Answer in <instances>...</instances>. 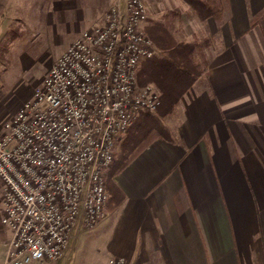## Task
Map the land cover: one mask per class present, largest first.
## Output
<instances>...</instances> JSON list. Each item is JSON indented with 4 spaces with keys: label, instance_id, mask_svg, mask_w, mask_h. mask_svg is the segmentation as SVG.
Here are the masks:
<instances>
[{
    "label": "crops",
    "instance_id": "crops-1",
    "mask_svg": "<svg viewBox=\"0 0 264 264\" xmlns=\"http://www.w3.org/2000/svg\"><path fill=\"white\" fill-rule=\"evenodd\" d=\"M263 10L264 0H228L201 75L162 119L171 138L140 114L118 146L117 157L146 131L114 175L121 202L48 264H68L89 237L100 264H264V18L251 23Z\"/></svg>",
    "mask_w": 264,
    "mask_h": 264
},
{
    "label": "built area",
    "instance_id": "built-area-1",
    "mask_svg": "<svg viewBox=\"0 0 264 264\" xmlns=\"http://www.w3.org/2000/svg\"><path fill=\"white\" fill-rule=\"evenodd\" d=\"M144 0L111 7L57 58L0 137L3 264L62 260L71 242L107 214V174L141 113L160 93L138 71L158 48L144 31ZM106 264H126L110 256Z\"/></svg>",
    "mask_w": 264,
    "mask_h": 264
},
{
    "label": "rangeland",
    "instance_id": "rangeland-1",
    "mask_svg": "<svg viewBox=\"0 0 264 264\" xmlns=\"http://www.w3.org/2000/svg\"><path fill=\"white\" fill-rule=\"evenodd\" d=\"M144 1L148 14L145 30L148 24L161 22L179 41L198 40L201 46L206 40L209 41L207 46L201 49L199 46L196 50L202 70L207 48L211 50L214 45V31L220 21L213 18L207 22L202 21L183 0ZM125 2L126 0H0V137L6 120L26 100L32 98L45 74L76 37L90 25L102 22L113 5H124ZM152 114L156 115L157 112ZM165 116L160 117L161 122ZM2 190L0 180V218ZM108 206L107 214L110 211ZM86 231L88 230L79 235ZM0 235L8 237L1 222ZM95 238L83 239L76 247H72L68 264H100L105 252L102 251L101 242H97ZM0 261L3 264L4 258Z\"/></svg>",
    "mask_w": 264,
    "mask_h": 264
},
{
    "label": "trees",
    "instance_id": "trees-1",
    "mask_svg": "<svg viewBox=\"0 0 264 264\" xmlns=\"http://www.w3.org/2000/svg\"><path fill=\"white\" fill-rule=\"evenodd\" d=\"M183 1L204 22L213 18L222 23L225 19L228 0ZM263 18L264 10L252 19V25ZM145 31L159 49V52L154 56L142 62L138 71V81L141 85L151 82L158 87L160 92V104L156 110L157 114L146 112L149 118L148 131L154 127L157 129L162 128L165 136L170 139V134L161 122L160 117L171 114L176 110L181 97L201 75V62L196 56V50L200 43L198 40H177L169 28L161 22L148 24ZM208 42L206 40L205 43L208 44ZM145 132L144 134H137L132 141L125 142L121 152L118 153L115 164L109 170L106 181L109 192V210L116 208L123 198L121 190L114 181V175L131 160L133 155L131 154L132 150H129V148H135L139 145L145 137Z\"/></svg>",
    "mask_w": 264,
    "mask_h": 264
}]
</instances>
